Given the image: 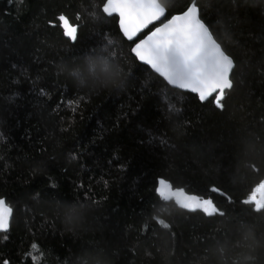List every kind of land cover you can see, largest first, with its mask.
Segmentation results:
<instances>
[{
	"label": "trees",
	"instance_id": "trees-1",
	"mask_svg": "<svg viewBox=\"0 0 264 264\" xmlns=\"http://www.w3.org/2000/svg\"><path fill=\"white\" fill-rule=\"evenodd\" d=\"M104 2L0 0V198L11 208L0 264H73L91 249L110 264H217L209 249L226 237L225 218L190 213L155 188L164 179L211 197L264 231L241 204L264 180V5L200 0L236 63L221 110L135 59L117 21L99 19ZM188 2L161 0L171 14ZM61 14L78 26L77 42L63 35ZM94 50L115 59L118 86L81 87L61 70ZM68 202L89 208L76 227L59 210Z\"/></svg>",
	"mask_w": 264,
	"mask_h": 264
},
{
	"label": "snow or ice",
	"instance_id": "snow-or-ice-1",
	"mask_svg": "<svg viewBox=\"0 0 264 264\" xmlns=\"http://www.w3.org/2000/svg\"><path fill=\"white\" fill-rule=\"evenodd\" d=\"M235 2V0H233ZM264 5V0H260ZM103 16L100 20L112 19L118 22V31L122 38L131 42L130 53L134 58L151 66L167 85L176 89L190 90L198 95L200 102L209 101L217 109H224L227 95L226 90L234 87L232 75L235 72L236 63L233 55L223 47L212 30V26L205 22V9L200 0H190L175 14H171L168 6L161 0H105L102 7ZM170 15V18H169ZM231 19V18H229ZM63 35L73 43L78 41V26L71 24L69 19L61 14L58 17ZM158 22L159 26H153L148 34L143 31L150 25ZM139 34V35H138ZM114 41L107 40L105 47H111ZM103 53V51L101 52ZM95 50H94V53ZM110 56V55H109ZM112 60L115 59L110 56ZM62 70V69H61ZM93 75L96 78H111L114 73L105 63L103 67L94 66ZM210 98H213L210 100ZM171 111H179L173 105H169ZM249 151H255V145H248ZM255 168V165H251ZM55 187V185H52ZM213 192L221 189L212 185ZM155 193L165 202L174 201L181 209L190 213L201 212L205 217L225 218L227 229L225 236L237 238L245 227L254 224L246 218V212L229 217L219 208L211 197L201 198L195 194L187 193L183 188L173 189L172 185L164 180H158ZM259 193V197L258 194ZM229 202L235 203L228 197ZM73 207L66 209L68 220L79 217L78 203L68 202ZM243 206H251L255 214L264 218V180H261L249 193L247 198L241 201ZM5 201L0 198V230L9 228L10 208H6ZM82 206V205H81ZM164 228L168 224L163 223ZM247 238L239 239L234 247H241L247 243ZM223 252V249H220ZM4 264H8L5 260Z\"/></svg>",
	"mask_w": 264,
	"mask_h": 264
},
{
	"label": "clouds",
	"instance_id": "clouds-1",
	"mask_svg": "<svg viewBox=\"0 0 264 264\" xmlns=\"http://www.w3.org/2000/svg\"><path fill=\"white\" fill-rule=\"evenodd\" d=\"M105 63L110 67L114 75L111 78H96L93 75L94 66L103 67ZM62 70L67 71L81 87H116L119 85L122 76L117 62L104 53L86 56L82 65L71 69L67 68V66H62ZM71 207L73 206L63 204L59 206V210L63 214L65 223L76 227L82 222L89 208L87 205H76L75 207H78L80 210V215L77 219L70 221L66 216V209ZM245 237L248 242L239 248L234 247L230 237H225L223 240L212 245L209 252L216 257L217 264H231V256L236 257L235 264H257L258 256H264V231L257 235L255 225L245 227L237 238L243 240ZM221 248L223 252L220 251ZM73 264H110V261L106 259L105 253L102 250L91 249L85 250L77 256Z\"/></svg>",
	"mask_w": 264,
	"mask_h": 264
},
{
	"label": "water",
	"instance_id": "water-1",
	"mask_svg": "<svg viewBox=\"0 0 264 264\" xmlns=\"http://www.w3.org/2000/svg\"><path fill=\"white\" fill-rule=\"evenodd\" d=\"M103 7V6H102ZM170 18V17H169ZM117 24H118V22H117ZM152 26H159V23L158 22H154V25H150L149 26V28L148 29H145L144 31H143V35H140V38L142 39L143 38V36H145V35H147L148 34V31H150L152 28ZM122 34V33H121ZM139 35V34H138ZM125 40H126V38H125ZM127 41V40H126ZM129 42V41H128ZM134 55V54H133ZM139 61V60H138ZM139 62H141V63H143L144 64V62H142V61H139ZM146 65V64H145ZM150 69H151V66H149V65H147ZM155 74H157L158 76H159V74L158 73H156L155 72V70H153V69H151ZM160 77V76H159ZM160 78H162V77H160ZM163 79V78H162ZM166 82V81H165ZM166 84H167V82H166ZM170 87H172V88H174V86H170ZM178 90H181V91H184V92H189V93H191L190 92V90H182V89H178ZM191 94H194V95H196L197 96V98H198V95L197 94H195V93H191ZM198 100H199V98H198ZM157 186H158V184H157ZM173 189H176V188H173ZM189 194H191V193H189ZM6 208H10L6 203H5V205H4ZM11 209V208H10ZM10 218H11V213L9 214V217H8V219H9V222H10ZM8 230V229H7ZM7 230H0V233H2V232H5V231H7Z\"/></svg>",
	"mask_w": 264,
	"mask_h": 264
},
{
	"label": "rangeland",
	"instance_id": "rangeland-1",
	"mask_svg": "<svg viewBox=\"0 0 264 264\" xmlns=\"http://www.w3.org/2000/svg\"><path fill=\"white\" fill-rule=\"evenodd\" d=\"M257 195H258V197H259V193H258Z\"/></svg>",
	"mask_w": 264,
	"mask_h": 264
}]
</instances>
